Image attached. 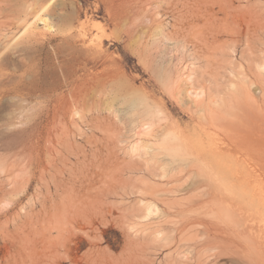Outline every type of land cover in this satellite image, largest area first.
<instances>
[{"label":"rangeland","instance_id":"1","mask_svg":"<svg viewBox=\"0 0 264 264\" xmlns=\"http://www.w3.org/2000/svg\"><path fill=\"white\" fill-rule=\"evenodd\" d=\"M46 1L0 0V264H264V0H49L25 30ZM212 130L249 185L209 177Z\"/></svg>","mask_w":264,"mask_h":264},{"label":"bare ground","instance_id":"2","mask_svg":"<svg viewBox=\"0 0 264 264\" xmlns=\"http://www.w3.org/2000/svg\"><path fill=\"white\" fill-rule=\"evenodd\" d=\"M50 2L47 0L43 4H41L38 8L32 9L33 5L28 6V9H32L31 12L25 14V30L29 31L30 33L33 32V29L36 27V23L39 20H44V16L48 15V8ZM29 15V17H28ZM44 26L49 27V23L47 21H43ZM208 129L211 127L206 126ZM208 131L207 129L204 132ZM210 145L209 148L205 151V153L211 154L214 157V163L212 165V170L208 171L209 177L213 176L215 173L216 175H220L221 178H226V175L229 176V173L235 176L236 183L239 187H243L245 185H249L250 182L244 176L245 171L242 170L244 167L249 164L250 161V151L245 152L242 149L239 151L235 150L228 145H225L220 142L222 137L220 136V132L216 130H212L210 132ZM261 142L264 147V133L262 134ZM234 146V145H232ZM242 146V144L240 145ZM175 156L174 154H172ZM236 165V168H233V165ZM214 173V174H213ZM202 192V191H201ZM203 195V193H201ZM253 195H256L255 193ZM258 198L261 204H264V183H261L259 187Z\"/></svg>","mask_w":264,"mask_h":264}]
</instances>
